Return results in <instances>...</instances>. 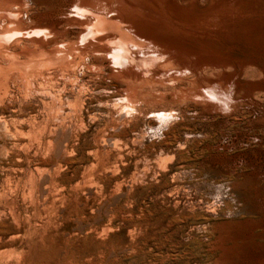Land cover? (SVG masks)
<instances>
[{
	"label": "rangeland",
	"instance_id": "obj_1",
	"mask_svg": "<svg viewBox=\"0 0 264 264\" xmlns=\"http://www.w3.org/2000/svg\"><path fill=\"white\" fill-rule=\"evenodd\" d=\"M13 74L0 78V264H207L215 221L261 216L253 179L208 146L220 132L122 120L97 90Z\"/></svg>",
	"mask_w": 264,
	"mask_h": 264
},
{
	"label": "bare ground",
	"instance_id": "obj_2",
	"mask_svg": "<svg viewBox=\"0 0 264 264\" xmlns=\"http://www.w3.org/2000/svg\"><path fill=\"white\" fill-rule=\"evenodd\" d=\"M15 70L36 89L97 90L122 120L220 132L208 146L253 179L261 216L215 221L207 264H264V0H0V78Z\"/></svg>",
	"mask_w": 264,
	"mask_h": 264
}]
</instances>
